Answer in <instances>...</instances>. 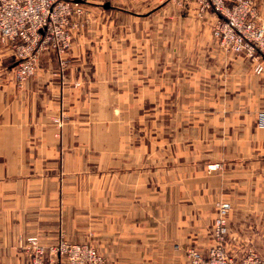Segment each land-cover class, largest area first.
<instances>
[{
  "label": "crops",
  "instance_id": "obj_1",
  "mask_svg": "<svg viewBox=\"0 0 264 264\" xmlns=\"http://www.w3.org/2000/svg\"><path fill=\"white\" fill-rule=\"evenodd\" d=\"M255 4L264 20V0H255ZM100 31L93 53L80 33L65 58V67L56 54L45 53L36 74L21 86L15 77L16 60L0 44V264L21 263L17 250L23 240L38 236L52 245L59 242L62 232L69 235L65 208L71 203L70 190L81 195L78 207H94L99 246L109 238L112 252L144 255V264H163L167 238L197 244L208 234L196 237L197 212L192 210L197 207L196 197L191 192L181 200L182 191H192L198 176L191 171L177 175L175 200L167 203L165 177L151 180L144 168L131 166L134 153H144L143 145L135 150L134 138L124 131L142 108L144 94H149L150 57L119 52V41L111 42L105 30ZM208 59L222 64L216 73H224V64L231 60L236 64L228 70L236 73L239 100L242 95L245 98L237 107L239 126L230 129L229 119L228 134L223 131L224 167L208 177L206 193L212 198L221 191L223 200L232 203L233 238L252 234L255 239L261 235L258 224L264 222V185L256 179L264 169V72L258 73L244 56H220L216 62ZM160 60L166 62L164 56ZM212 64L206 65L207 73L216 74ZM223 119L221 128L228 122ZM92 174L94 180L89 183L78 180L71 186L68 179ZM243 175L252 176L253 181H242ZM154 191L157 195H152ZM166 206L173 208L176 231L171 235L165 232L167 219L171 221ZM247 223L254 226L246 230ZM102 224L108 230L103 232ZM151 236L158 242L151 245ZM250 248L240 250L242 256Z\"/></svg>",
  "mask_w": 264,
  "mask_h": 264
},
{
  "label": "rangeland",
  "instance_id": "obj_2",
  "mask_svg": "<svg viewBox=\"0 0 264 264\" xmlns=\"http://www.w3.org/2000/svg\"><path fill=\"white\" fill-rule=\"evenodd\" d=\"M77 1L83 5L85 13L82 18L74 21L78 22V26L72 30L71 48L62 57L55 52L50 53L56 54L61 61V66L65 67L67 65L65 58L71 51L78 34L84 33V39L91 45L90 53H93V47L101 39L99 38L102 34L100 30L104 29L107 38L113 40L111 42L119 41L117 47L119 52L149 55L151 75L149 94H144L143 104L140 103L142 108L134 114L135 116L128 122L124 131L125 134L134 138L131 144L134 148L143 145L144 153L140 151L134 153L131 166L144 168L151 180L156 181L161 176L165 177L167 203L175 200L173 185L175 180L177 181V175H189L191 171L198 176L197 183H192V191L186 189L182 191L181 200L187 198L191 192V196L196 197L197 207L192 208L197 212L199 234L196 237L204 232L208 234L202 235L197 240V244L186 239L167 238L163 264H188L190 249H195L205 256L208 255L217 243L215 225L219 205L229 202L232 206V203L229 199L223 200L221 191L215 192L211 198V194L206 193L207 180L211 174L221 172L224 167L221 142L223 131L227 130L226 134H228L229 119L232 124L230 129L233 130V126H239L237 107L238 103L244 102L243 98H245L242 95V99L239 100L236 73L228 70L236 64L231 60L230 63L224 64L226 67L224 73H216L222 70L220 67L222 64L209 63L208 58H213L211 60L215 61V58L220 56L228 58L244 56L251 64H255L256 70L258 62L264 64V57L256 61L245 53L233 52L222 45L215 36V28L223 18L213 9H205L201 0ZM130 10L133 15L130 14ZM137 12L140 14H135ZM0 44L8 48L16 60L12 46ZM107 44H110L109 41ZM163 56L166 62L159 61V58ZM211 64L214 65L216 74L207 73L206 65L211 67ZM16 65L17 61L14 69ZM223 114L225 116H222ZM224 117L228 120L227 126L221 128ZM211 119L214 120L211 121ZM234 132L236 133L237 130ZM231 142L229 144L236 145ZM260 175L261 177L256 176V179L259 178V183L264 185V169L261 170ZM78 177L80 176L68 177L71 186L78 180L83 183L94 180L93 174L79 179ZM236 178L237 176L230 178V181ZM241 180H245L246 183L253 181L252 176L247 175H243ZM257 180L255 181L258 182ZM194 187L197 191H193ZM78 193L75 190L69 191L71 203L65 208L69 218L66 229L69 235L62 232L59 242L52 245L41 242L38 236L30 238L29 242L23 240L21 248L17 250L22 254L21 257L18 256L20 264H37V261L47 264L52 262L56 258L50 254L51 250L61 241L94 248L102 257L104 264H144L146 259L144 255H128L125 251L112 252L107 244L109 238L102 240V247L99 246V236L94 233L95 224L92 215L94 207H78L76 202L81 197V195L77 197ZM152 195H157V192L154 191ZM262 199L264 200V186ZM233 211L232 206L228 215V248L230 247L232 251L230 252L242 258L240 250L242 252L251 247L250 250H254L264 258V222L258 224L261 231L260 237L254 239L252 234H248L245 238H233L229 223ZM261 211L264 214V208ZM166 215H170L171 221L167 219L165 232L171 235L176 231V226L172 222V206H166ZM154 225L156 228L157 224ZM101 226L103 232L108 230L105 224ZM247 226L254 225L247 223L246 230H248ZM32 239L36 240V246L32 244ZM156 242L158 240L151 236L149 243L152 245ZM160 242H162L161 239ZM39 250H42L43 255H39Z\"/></svg>",
  "mask_w": 264,
  "mask_h": 264
},
{
  "label": "built area",
  "instance_id": "obj_3",
  "mask_svg": "<svg viewBox=\"0 0 264 264\" xmlns=\"http://www.w3.org/2000/svg\"><path fill=\"white\" fill-rule=\"evenodd\" d=\"M205 9H213L223 20L215 28L222 45L236 53H245L256 61L264 57V20L258 16L255 0H201ZM77 0H0V43L9 44L15 53V77L21 86L37 71L41 56L55 52L64 56L72 46L74 22L84 16ZM258 73L264 64L258 62ZM231 204L219 205L216 219L217 243L208 255L188 250V264H264L254 250L238 258L228 248V215ZM37 245L36 240H31ZM39 255H43L39 250ZM56 259L48 264H104L98 252L82 244L61 241L51 250ZM37 264H47L40 263Z\"/></svg>",
  "mask_w": 264,
  "mask_h": 264
}]
</instances>
